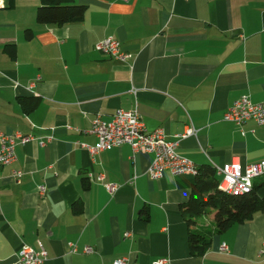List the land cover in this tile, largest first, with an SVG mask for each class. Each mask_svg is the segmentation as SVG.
<instances>
[{
    "label": "crops",
    "instance_id": "0c3cea01",
    "mask_svg": "<svg viewBox=\"0 0 264 264\" xmlns=\"http://www.w3.org/2000/svg\"><path fill=\"white\" fill-rule=\"evenodd\" d=\"M74 1L85 6L83 18L54 26L36 22L40 0H0V130L35 138L0 167V264L37 242L48 254L43 264H264V212L220 234L211 233L213 212L206 227L197 218L209 243L192 255L179 210L194 176L150 179L151 154L82 147L96 142L95 116L109 121L136 105L148 132L162 129L173 141L196 130L177 150L197 167L264 161V126L222 120L242 96L264 102V0ZM108 37L131 55L127 62L95 51ZM23 98L37 106L26 112Z\"/></svg>",
    "mask_w": 264,
    "mask_h": 264
},
{
    "label": "built area",
    "instance_id": "2783aa9c",
    "mask_svg": "<svg viewBox=\"0 0 264 264\" xmlns=\"http://www.w3.org/2000/svg\"><path fill=\"white\" fill-rule=\"evenodd\" d=\"M1 6V4H0ZM117 40L108 37L104 38L93 47L96 52L109 56L112 60L122 63L131 58L129 53L120 49ZM137 107L131 110L117 109L109 121H103L100 116H95L92 121L90 133L96 138L93 146L82 145L83 149L91 155L99 152L119 148L128 145L133 154L146 153L153 155V160L147 175L150 179H158L162 177V173L168 171L175 175H192L197 174V166L186 159L177 150L179 140L189 136H195L196 130L193 127L186 129V132L175 136V140L170 141L164 135L162 129L148 132L140 118ZM225 122L233 123L240 127L247 121H253L258 126H264V102L252 103L247 96H242L223 114ZM31 136H22L19 133L7 134L0 130V167L10 165L15 160V149L19 144H25L34 140ZM52 137H45V140L39 141L40 146L50 141ZM214 172L218 178L217 190L228 195L239 196L249 193L252 189L254 180L264 176V161L242 166L239 162L225 164L222 167L214 166ZM20 173H15L19 176ZM89 174L88 177H90ZM99 179H102L101 177ZM114 184H105V189L113 193L116 190ZM40 195H44L45 188H38ZM129 234H125V238ZM70 253H76L77 247L70 244ZM260 255L264 257V242L262 243ZM220 252H227V246L221 244ZM93 252L92 247H85L83 254ZM47 251L41 243L37 242L36 248L23 245L17 253V259L14 264H43L47 258ZM167 259H157L152 264H169ZM113 264H128L127 258L114 260Z\"/></svg>",
    "mask_w": 264,
    "mask_h": 264
},
{
    "label": "trees",
    "instance_id": "16d2710c",
    "mask_svg": "<svg viewBox=\"0 0 264 264\" xmlns=\"http://www.w3.org/2000/svg\"><path fill=\"white\" fill-rule=\"evenodd\" d=\"M14 0H6L7 7L13 5ZM85 6L76 4L74 0H40L36 9V22L39 25L62 26L78 22L83 18ZM263 23H264V14ZM25 39L32 37V31L26 29ZM10 57L15 56L13 45L4 48ZM26 112H31L37 106L33 98L20 99ZM218 178L214 168L203 165L197 168L191 184L188 200L181 204L180 210L188 228L189 250L192 255H203L209 243V238L195 230L196 219L204 216L208 211L213 212L212 234H220L234 224H241L250 220L254 214L264 212V176L254 180L249 193L232 196L217 190Z\"/></svg>",
    "mask_w": 264,
    "mask_h": 264
},
{
    "label": "rangeland",
    "instance_id": "374dc122",
    "mask_svg": "<svg viewBox=\"0 0 264 264\" xmlns=\"http://www.w3.org/2000/svg\"><path fill=\"white\" fill-rule=\"evenodd\" d=\"M212 211L210 210V211H208V213L206 214V215H204V216H202L201 218V220H200V223H203V226H205L206 227V221H207V219H209V214L211 213Z\"/></svg>",
    "mask_w": 264,
    "mask_h": 264
}]
</instances>
